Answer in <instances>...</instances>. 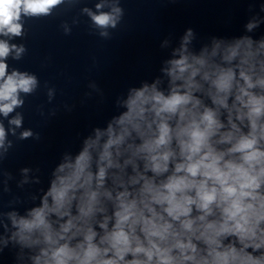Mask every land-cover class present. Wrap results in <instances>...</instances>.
Instances as JSON below:
<instances>
[{
  "label": "clouds",
  "instance_id": "1",
  "mask_svg": "<svg viewBox=\"0 0 264 264\" xmlns=\"http://www.w3.org/2000/svg\"><path fill=\"white\" fill-rule=\"evenodd\" d=\"M63 3L0 0V116L38 86L35 75L9 71V56L26 51L10 40L24 35L25 18ZM105 6L83 9L103 37L125 14L119 0ZM249 11L242 34L213 35L199 49L187 28L162 75L129 88L106 127L63 154L47 189L28 197L38 203L0 212V253L11 243L23 264H264V34L255 35L264 4ZM8 123L6 132L0 122V159L23 116ZM33 137L28 129L19 139ZM30 171L21 169L18 187Z\"/></svg>",
  "mask_w": 264,
  "mask_h": 264
}]
</instances>
